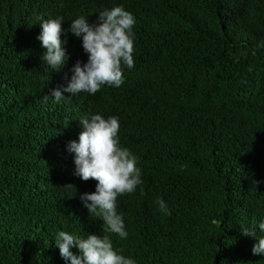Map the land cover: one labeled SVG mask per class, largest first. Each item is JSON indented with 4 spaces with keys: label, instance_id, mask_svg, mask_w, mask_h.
Segmentation results:
<instances>
[{
    "label": "trees",
    "instance_id": "1",
    "mask_svg": "<svg viewBox=\"0 0 264 264\" xmlns=\"http://www.w3.org/2000/svg\"><path fill=\"white\" fill-rule=\"evenodd\" d=\"M121 5L136 21L125 83L45 103L88 60L70 23ZM61 17L69 59L56 73L38 37L44 20ZM97 114L119 118L142 171L135 193L117 200L127 239L90 216L80 196L97 182L74 175L67 150L80 120ZM260 222L264 0H0V264H70L60 231L108 236L135 264H264L257 240L242 235L255 226L264 238Z\"/></svg>",
    "mask_w": 264,
    "mask_h": 264
},
{
    "label": "clouds",
    "instance_id": "2",
    "mask_svg": "<svg viewBox=\"0 0 264 264\" xmlns=\"http://www.w3.org/2000/svg\"><path fill=\"white\" fill-rule=\"evenodd\" d=\"M135 23L134 15L122 5L100 12L94 23H90L83 15L74 19L68 31L82 39L84 53L88 56L87 63L78 60L67 86L51 90L43 101L46 103L51 97L55 103H60L68 99L65 93L74 96L87 92L94 96L105 86L121 87L125 83V68L132 69L135 66ZM40 25L42 33L38 39L46 49L42 61L59 73L69 59L65 50L67 40L62 39L66 35L62 27L63 18L44 20ZM80 123L83 131L79 141H71L67 146L68 152L75 154L74 175L84 182H97L95 192L84 193L80 199L91 217H100L104 221V231L127 239L123 217L117 212V200L134 194L143 183L138 158L121 144L118 117L106 119L97 114L90 120L81 119ZM259 183L255 181V184ZM156 203L160 212L171 215L163 199L157 198ZM258 227L264 231V222H260ZM242 230V235L257 240L252 248L253 255H264V238H256L255 226L251 229L242 227ZM55 242L61 257L70 261V264H135L134 259L114 249L108 236L101 238L88 234L84 238L60 231ZM72 248H78L80 254H74Z\"/></svg>",
    "mask_w": 264,
    "mask_h": 264
}]
</instances>
